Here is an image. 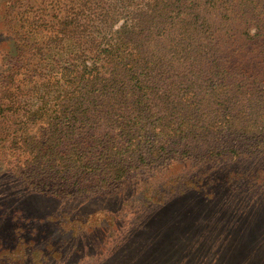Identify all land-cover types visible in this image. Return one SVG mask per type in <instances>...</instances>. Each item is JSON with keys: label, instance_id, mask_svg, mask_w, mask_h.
I'll use <instances>...</instances> for the list:
<instances>
[{"label": "trees", "instance_id": "1", "mask_svg": "<svg viewBox=\"0 0 264 264\" xmlns=\"http://www.w3.org/2000/svg\"><path fill=\"white\" fill-rule=\"evenodd\" d=\"M63 3L47 37H18L0 84L3 159L33 193H108L176 158L179 142L212 162L264 153V0ZM236 40L259 48L252 72ZM46 241L0 240V264L60 258Z\"/></svg>", "mask_w": 264, "mask_h": 264}, {"label": "rangeland", "instance_id": "2", "mask_svg": "<svg viewBox=\"0 0 264 264\" xmlns=\"http://www.w3.org/2000/svg\"><path fill=\"white\" fill-rule=\"evenodd\" d=\"M58 3L0 0V84L14 69L18 37H47L65 11ZM231 42L239 43L243 71L255 70L259 48ZM5 116L0 111V126ZM175 146L176 158L108 193L55 200L13 174L0 145V240L43 248L48 239L61 257L42 264H264V153L212 162ZM35 217L43 219L33 224ZM40 230L46 238L33 244L30 231Z\"/></svg>", "mask_w": 264, "mask_h": 264}]
</instances>
